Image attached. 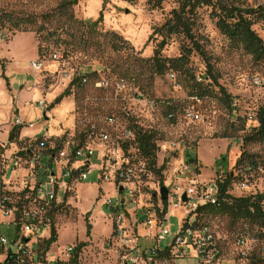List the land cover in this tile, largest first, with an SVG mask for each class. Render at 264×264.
I'll use <instances>...</instances> for the list:
<instances>
[{
    "label": "rangeland",
    "instance_id": "1",
    "mask_svg": "<svg viewBox=\"0 0 264 264\" xmlns=\"http://www.w3.org/2000/svg\"><path fill=\"white\" fill-rule=\"evenodd\" d=\"M59 1L0 0L2 189L17 199L18 192L34 186L37 177L42 182L47 180L46 168L55 166L59 171L65 163L78 166L70 153L74 146L89 141L96 150L94 172L88 180L68 182L66 190L58 195L60 203L53 214L52 224L38 229V234L46 239L52 236L53 229L56 230L57 239L49 248L52 254H60L68 245L76 248L80 242H85L65 263L76 253L77 264L128 263L123 259L127 250L122 248L118 237L116 202L124 203L126 234L137 237L139 248L146 249L156 243V229L143 226L146 214L166 219L161 194L163 185L170 192H183L192 187L200 191L231 172L235 176L230 189L232 194L239 196L264 191V173L244 171L246 161L251 158H257L264 165V146L252 141L243 148L244 135L258 125V111L264 108V68L256 64L251 55L231 46L208 11L202 14V33L208 38L207 49L219 72L218 80L237 105L233 111L223 92L215 85L210 86L211 93L195 103L191 88L177 73L156 76L150 85L148 73L142 77L140 85L117 73L114 66L126 64L122 62L124 58L118 57L122 54L110 49L101 53L96 45L85 47L76 41L70 43L67 35L57 29L56 20H45L42 14ZM174 7V0H166L161 8L156 9L150 8L147 0H106L105 3L104 0H79L73 11L80 19L91 23L99 21L97 39L103 41L100 33L114 30L127 39L140 56L150 57L161 39L152 35L154 27L162 24ZM19 16L35 17L37 22L24 30L15 25ZM10 17L14 19L7 20ZM254 28L264 39V25L256 24ZM64 50L67 52L63 56ZM56 52L61 53L62 58H55ZM179 52L180 40L172 37L163 54L175 56ZM34 61H41L40 69L33 66ZM192 64L196 75L202 79L206 65L199 54H193ZM84 74H88L89 80L81 83ZM103 77L110 79L108 87L96 85ZM75 78L78 79L73 83ZM120 81H124L125 88H118ZM68 87L70 94L57 101ZM139 87L156 101L154 107L136 98ZM42 99L46 101L45 106L38 103ZM167 104L177 105L179 109L194 104L203 119L188 121L178 113L175 122H171L167 119ZM113 116L119 118L118 124L110 123L109 118ZM18 118L26 123L20 126L11 141L9 135L18 126ZM29 122L34 126L27 125ZM242 122L246 124L244 129ZM127 124L157 132L160 147L156 168L163 166L161 173L148 169L142 172V158L136 148L124 149L122 125ZM93 128L98 133L105 131L110 139L87 140ZM40 137H48L44 148L39 145ZM188 148H192L196 155L194 164L186 161ZM61 150H65V154L68 152V157H61ZM35 153L40 154L39 159ZM52 153L56 159L47 166V158ZM241 155L243 159L239 162ZM222 156L227 158L225 165L219 162ZM126 160H130L137 173L132 181L124 184L118 180L115 170ZM102 166L103 171H99ZM180 211H174L166 220L165 226L170 228V234L160 244H170L178 233ZM200 221L209 224L219 241L223 264H249L253 256H264V241L251 236H246L242 247L236 246L239 229L226 216L205 215L200 216ZM148 232L150 235H146ZM243 252L246 257L242 256ZM189 262L196 264L195 258Z\"/></svg>",
    "mask_w": 264,
    "mask_h": 264
},
{
    "label": "trees",
    "instance_id": "2",
    "mask_svg": "<svg viewBox=\"0 0 264 264\" xmlns=\"http://www.w3.org/2000/svg\"><path fill=\"white\" fill-rule=\"evenodd\" d=\"M133 2L134 0H126ZM166 0H147L150 8H161ZM176 7H174L164 22L154 27L152 35L160 37L157 43L154 54L150 57L140 56L134 49V46L123 36L114 30L101 32L103 41L97 39V25L99 21L88 22L85 19L76 17L73 8L78 4L79 0H60L59 3L49 11L43 13L46 21L56 20L60 29L67 35L68 41L71 43L76 41L83 44L85 47L96 45L99 52H106L110 49L112 52L122 54L118 57L124 58L122 62L126 64L117 63L114 70L122 75L129 77L140 85L143 76L148 73L149 82L152 84L156 76L165 75L168 72L179 74L187 82L191 88L192 97L203 98L207 93H211V85L218 86L223 92L225 101L234 109L237 105L233 103V97L227 93L225 88L219 82V72L216 69L213 56L207 49L208 38L202 33V14L207 12L209 16L215 21L218 30L230 42L231 46L236 49H242L245 53L251 55L253 61L264 68V39L254 28L256 24L264 25V0H174ZM106 0H104V3ZM13 17L7 20H13ZM101 19V18H100ZM37 22L35 17L19 16L15 19V25L24 30L28 25H35ZM172 37L180 40V52L175 56H167L163 54V49L169 43ZM67 51L64 50L63 56ZM125 53V54H123ZM193 54H199L206 65L204 77L199 79L196 75L195 67L192 64ZM125 55V56H123ZM124 65V66H122ZM89 80L88 74H84L80 78ZM124 77V76H123ZM78 78L73 80L76 82ZM124 80V79H123ZM139 90L141 88L139 87ZM144 92V90L142 91ZM145 93V92H144ZM70 94V87H68L63 94H61L57 101H60L65 95ZM146 94V93H145ZM183 109H179L177 105L167 104V119L175 122L177 114L181 113L183 116ZM241 119V118H238ZM258 125L252 127L243 137V148L249 142H259L264 146V108H260L257 114ZM245 122H242V129L245 128ZM126 127L132 131L133 137H124V149L129 151L133 146L137 150L140 158H142L147 165V168L152 171L161 173L163 166H157V152L159 150L158 134L152 129H144L141 126L127 124ZM20 126H16L10 132L9 138L12 141L16 133L19 132ZM42 137V136H41ZM39 138L40 142L42 138ZM83 144L80 143L78 145ZM54 151V150H52ZM57 151V150H56ZM55 153V152H54ZM245 152H243V155ZM54 154L52 153L47 161V166H51L54 161ZM126 155V154H125ZM130 155V154H128ZM126 155V156H128ZM129 157V156H128ZM186 161L194 164L197 161L196 155L192 148H188L185 154ZM226 157L222 156L220 161L222 165L226 164ZM243 159L241 155L239 162ZM264 165L257 159L251 158L246 161L244 171L258 172V167ZM235 176L231 172L217 180L216 185L218 189V199L215 204H204L198 209L196 217V225H206L202 223L200 216L220 214L226 216L229 221L239 229L237 236H251L253 238L264 241V191L249 193L246 195H234L230 192ZM3 180L0 173V196L4 193L12 194L2 189ZM30 192V188L18 192L19 201L23 196ZM166 203V201H164ZM58 206L52 211V216ZM166 212V207L164 209ZM54 228V227H53ZM89 233V230H88ZM236 236V237H237ZM57 239L56 230L53 229V234L49 239H44L39 243V249H49L50 245ZM85 242H80L74 250H80ZM78 253L73 256L69 262L62 264H77ZM264 263V256H253L249 264Z\"/></svg>",
    "mask_w": 264,
    "mask_h": 264
},
{
    "label": "built area",
    "instance_id": "3",
    "mask_svg": "<svg viewBox=\"0 0 264 264\" xmlns=\"http://www.w3.org/2000/svg\"><path fill=\"white\" fill-rule=\"evenodd\" d=\"M54 57L62 58V54L56 52ZM33 66L40 69L42 63L41 61H34ZM171 75L174 76V74ZM87 81V78L84 77L83 82ZM256 81L260 83V80L257 79ZM96 85L98 87H108L110 79L103 77L96 82ZM117 86L122 89L126 87V84L124 81H120ZM136 98L151 107L156 105L154 99L140 90H137ZM192 99L195 103L201 100L199 97H192ZM38 103L41 106L46 105L44 99L39 100ZM183 117L188 121L203 119L200 109L194 104L184 109ZM109 120L112 124H118L119 122V118L116 116L110 117ZM25 123L23 119H17L18 126H22ZM27 125L34 126L32 122L27 123ZM89 132L87 140L92 138L100 140L110 139L109 134L105 131L98 133L93 128ZM122 133L124 137H133L132 131L123 125ZM47 141L48 137H44L39 142V145L44 148L47 145ZM70 153L74 161L79 164L78 166H70L65 163L62 164L59 171L55 169V166L46 168L47 180L42 182L37 177L34 186L29 187L30 192L23 196L20 201L19 198L14 199L13 195L9 193H4L0 196V264H62L66 259L70 258L75 248L74 245L66 246L60 254H52L50 249H39L40 241L46 238L38 234L39 228L52 224V211L60 203L58 195L62 190H66L68 182L73 179L88 180L95 170L93 157L96 155V150L90 145L89 141L74 146L70 149ZM60 154L61 157H68V152L65 154V150H61ZM35 157L39 159L40 154H36ZM55 159L56 156H54ZM126 161L115 170L118 180L124 184L132 181L137 173L130 160ZM141 162V171H148L146 162L143 159H141ZM103 167L98 170L103 171ZM185 169H187V166H185ZM258 172L264 173V168L259 166ZM217 194L216 183L206 185L200 191L196 187L189 188L183 192L168 191L167 199H162L163 213L167 214L166 219L160 220L156 215L146 214L143 226L144 228L156 229L154 234L156 243L143 250L139 248L137 237L131 233L126 234L125 214L122 212L124 203L117 200L118 237L122 248L127 250L123 256V259L128 262L126 264H192L189 262L191 258H195L196 264H223V252L220 243L210 230V227L196 225L199 207L207 203L215 204L218 199ZM184 195L186 199H184ZM109 202L111 203L112 200H109ZM165 207L166 212H164ZM179 210H181V225L178 233L170 244H160L170 234V228L165 226L166 220L174 211ZM146 235H150V232L146 233ZM246 239V236H237L235 240L236 246L242 247ZM191 251H193V254H191ZM62 253L63 255H61ZM242 256L246 257V252H243Z\"/></svg>",
    "mask_w": 264,
    "mask_h": 264
},
{
    "label": "water",
    "instance_id": "4",
    "mask_svg": "<svg viewBox=\"0 0 264 264\" xmlns=\"http://www.w3.org/2000/svg\"><path fill=\"white\" fill-rule=\"evenodd\" d=\"M120 190H123V187H120ZM168 187L163 185L161 187V194H162V199H167V196H168ZM184 199H186V196L184 195Z\"/></svg>",
    "mask_w": 264,
    "mask_h": 264
}]
</instances>
